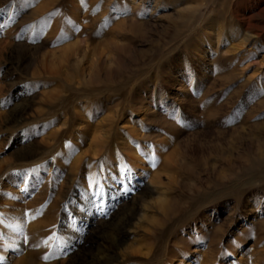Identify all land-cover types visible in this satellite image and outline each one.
I'll return each instance as SVG.
<instances>
[{
  "label": "rangeland",
  "instance_id": "rangeland-1",
  "mask_svg": "<svg viewBox=\"0 0 264 264\" xmlns=\"http://www.w3.org/2000/svg\"><path fill=\"white\" fill-rule=\"evenodd\" d=\"M29 5L0 0V264H264L244 2Z\"/></svg>",
  "mask_w": 264,
  "mask_h": 264
},
{
  "label": "bare ground",
  "instance_id": "bare-ground-1",
  "mask_svg": "<svg viewBox=\"0 0 264 264\" xmlns=\"http://www.w3.org/2000/svg\"><path fill=\"white\" fill-rule=\"evenodd\" d=\"M242 2H244V7H245V11H247V13H248V16L243 20L244 22H245V24L249 27V29H250V27L252 28V29H255V31H256V34L259 36L260 34V36H262V34H263V30H264V18H261L260 17V15L264 12V0H241ZM241 4H243V3H241ZM233 5V4H232ZM242 7V6H241ZM238 10V9H237ZM236 11V10H235ZM240 14V13H239ZM234 16H236L235 14H234ZM254 16H256V17H258L259 18V20H257L256 22H255V24H251L250 23V18H253ZM263 16V15H262ZM238 17V16H237ZM241 17V16H240ZM264 17V16H263ZM239 20H241V18L239 19ZM254 20V19H253ZM244 24V25H245ZM259 36V37H260ZM262 37H264V36H262ZM264 39V38H263ZM77 112V111H76ZM78 114H80V113H78ZM78 117H80V116H78ZM80 119H81V117H80ZM82 121V120H81ZM84 123V122H83ZM142 208V207H141ZM145 209V208H144ZM142 210V209H141ZM149 210V209H148ZM145 211H146V209H145ZM145 214H146V212H145ZM144 214V215H145ZM142 215H143V213H142ZM143 215V216H144ZM141 216V215H140ZM125 217V216H124ZM122 218V221L123 222H121V224L120 225H118L117 227H116V230H118V233H121V232H123L124 231V225H125V223L129 220H124L125 218ZM118 242H119V244H121L122 243V239L120 238V235H119V238H118V240H117ZM1 257H3V254L1 255ZM0 262H2V260H0Z\"/></svg>",
  "mask_w": 264,
  "mask_h": 264
},
{
  "label": "snow or ice",
  "instance_id": "snow-or-ice-1",
  "mask_svg": "<svg viewBox=\"0 0 264 264\" xmlns=\"http://www.w3.org/2000/svg\"><path fill=\"white\" fill-rule=\"evenodd\" d=\"M22 3L25 5V6H30L29 5V0H22ZM45 243H47V241H45ZM45 260L49 259L48 256H45L44 257ZM0 260H3V257H0Z\"/></svg>",
  "mask_w": 264,
  "mask_h": 264
}]
</instances>
